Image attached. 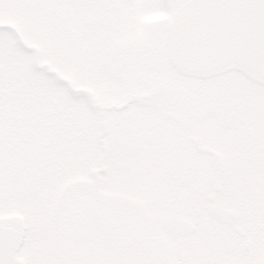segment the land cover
Returning a JSON list of instances; mask_svg holds the SVG:
<instances>
[{
	"label": "snow or ice",
	"instance_id": "obj_1",
	"mask_svg": "<svg viewBox=\"0 0 264 264\" xmlns=\"http://www.w3.org/2000/svg\"><path fill=\"white\" fill-rule=\"evenodd\" d=\"M12 210L0 264H264V0H0Z\"/></svg>",
	"mask_w": 264,
	"mask_h": 264
},
{
	"label": "flooded vegetation",
	"instance_id": "obj_2",
	"mask_svg": "<svg viewBox=\"0 0 264 264\" xmlns=\"http://www.w3.org/2000/svg\"><path fill=\"white\" fill-rule=\"evenodd\" d=\"M155 19V16H154ZM151 20V19H150ZM110 106H113V109H118V111L120 110L119 107L123 108L125 105L122 104L120 106H117L116 104H112ZM102 140H104V137L102 136ZM14 173H13V184L11 186V192L14 193L15 192V183H14ZM25 220V216L23 215V213L21 211L18 210H12L9 211L7 213H5L3 216H0V221H2L3 223L9 225V226H14L16 224L19 223H23Z\"/></svg>",
	"mask_w": 264,
	"mask_h": 264
},
{
	"label": "rangeland",
	"instance_id": "obj_3",
	"mask_svg": "<svg viewBox=\"0 0 264 264\" xmlns=\"http://www.w3.org/2000/svg\"><path fill=\"white\" fill-rule=\"evenodd\" d=\"M162 18L163 17H161V16H155V19H162ZM146 19H148V20H150V19L151 20H155L154 19V16L147 17ZM29 46H31V47H37V48L39 47V45H35V44H31ZM40 64H41V67H51V61H49L48 59L41 60ZM52 70L53 71H58V69H55V68H52ZM64 78L65 79H70L69 77H64ZM73 83H74V86L79 87L78 85H75V82H73ZM104 104H105V106H110L112 104H116L117 106H120L123 103H121L119 100H117L115 98L107 97V98H105ZM109 112H118V109H114V110L110 109Z\"/></svg>",
	"mask_w": 264,
	"mask_h": 264
}]
</instances>
